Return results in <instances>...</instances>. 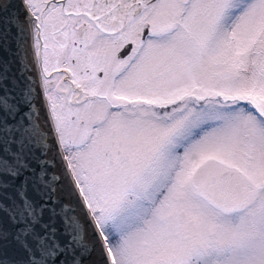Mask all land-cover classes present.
Wrapping results in <instances>:
<instances>
[{
  "label": "snow or ice",
  "instance_id": "6c2138e0",
  "mask_svg": "<svg viewBox=\"0 0 264 264\" xmlns=\"http://www.w3.org/2000/svg\"><path fill=\"white\" fill-rule=\"evenodd\" d=\"M0 264H264V0H0Z\"/></svg>",
  "mask_w": 264,
  "mask_h": 264
}]
</instances>
